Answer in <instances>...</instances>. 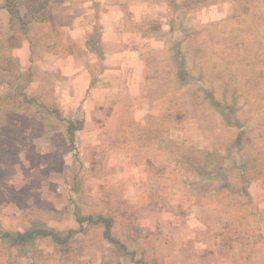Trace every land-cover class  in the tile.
I'll list each match as a JSON object with an SVG mask.
<instances>
[{
  "label": "rangeland",
  "instance_id": "obj_1",
  "mask_svg": "<svg viewBox=\"0 0 264 264\" xmlns=\"http://www.w3.org/2000/svg\"><path fill=\"white\" fill-rule=\"evenodd\" d=\"M82 2L93 25L118 9L104 51L57 40L28 64L18 24L0 27V227L15 216L63 241L0 249V264H61L70 246L90 260L81 220L101 216L119 244L90 264H264V0Z\"/></svg>",
  "mask_w": 264,
  "mask_h": 264
},
{
  "label": "crops",
  "instance_id": "obj_2",
  "mask_svg": "<svg viewBox=\"0 0 264 264\" xmlns=\"http://www.w3.org/2000/svg\"><path fill=\"white\" fill-rule=\"evenodd\" d=\"M7 1V0H6ZM4 4L3 0H0V27H5L6 25L12 26L13 24L16 25L18 30H20V33L23 36L22 42L18 45H12L10 49L12 50L13 56L22 62H25L28 64L30 62V59L34 58V55L37 53L41 55H50L52 53H55V49L57 46V40L64 41V45L66 44L68 48L74 47L73 52H79L85 53L87 51H90L91 48H93L94 37L98 39L96 41L97 46H101L104 51V45L106 44V38L109 35L108 31L115 30V23L117 22V28H120V24L122 23L120 17L118 16V9L116 7H107L110 9L109 11H106V18L107 22H103L101 16L105 13V10L101 9V14L98 16L97 23L91 24L89 19H87V13L88 8L90 9L89 12H93L92 8L93 5L86 7V5H83L82 0H79L75 3H70L68 0H44L46 4H43L41 7L38 8L40 5L37 3V0H24V10H20V13L16 10L15 6L13 5V10L16 12L15 17L11 15L10 8L7 6V2ZM89 1V0H87ZM44 3V2H43ZM4 4V5H3ZM44 5L46 7H44ZM44 7V8H43ZM79 9L80 12L76 13V9ZM41 10V13L45 14L39 16V11ZM103 10V11H102ZM22 16V17H21ZM104 19V18H103ZM101 23V24H100ZM144 25L146 27H144ZM150 23V18H146L145 22L139 27L141 29V32H144L145 29H148ZM99 30L101 33L99 35L97 31ZM118 34V32H117ZM13 35V34H12ZM11 35V36H12ZM94 35V36H93ZM96 35V36H95ZM144 35V34H143ZM148 37L150 34H146ZM117 39V37L115 36ZM9 39V38H7ZM111 39V38H110ZM116 40H114L115 42ZM56 44V46H55ZM65 45V49H66ZM78 48V49H77ZM134 49H128L129 52L133 51ZM58 51H61L58 49ZM26 53V54H25ZM25 55H28V57H25ZM79 56V55H78ZM98 59H102L103 56L100 57V55H97ZM105 57V54H104ZM24 58V59H21ZM11 61V59H9ZM107 61V59L105 58ZM119 60L117 58L114 60V63H116ZM86 61V58L84 59V63ZM112 61V60H111ZM48 63L42 62L41 65L38 64L36 61V67L38 70L41 71V73H37L36 69H32L30 75V86L27 89V91L32 95L33 97H39L43 93H47L48 91H44V88L40 85H38L37 81L40 79L42 80L46 75L42 70H47L45 67ZM81 64V62H80ZM34 65V64H33ZM108 63L106 64L107 68ZM34 67V66H33ZM106 71V69H105ZM105 75V73H102L100 76ZM7 79V78H6ZM5 79V80H6ZM20 80H24L22 76L19 78ZM17 78L15 77V83ZM13 81H10L9 83H12ZM44 79L42 80V82ZM2 82V81H1ZM41 83V82H40ZM35 84L34 86H32ZM28 86V85H27ZM7 87V86H4ZM3 86H0V89H5ZM18 87L20 85L18 84ZM14 89V88H13ZM19 90L22 91V87L19 88ZM36 98V99H37ZM38 98V99H39ZM2 104V102H0ZM72 136V135H70ZM82 223L88 222L90 223V228L85 230L86 235H84L79 239L77 245H82L83 242H86L89 246V249L92 251L93 255L91 256L90 260L93 261L97 257V260L100 258V253L102 255V252H105L103 254V257H107V253L109 251H106V248L108 245L113 246L119 244L118 240L115 238L114 235H112L113 230L111 229V224L109 223V220H107L104 217L98 218V220L92 219V217L84 218L81 220ZM107 221V222H106ZM1 227H0V249L1 251H5L8 249H16L17 251H21L26 248H30L34 242L42 243L44 242L47 245L52 246H58L59 244H63V241L58 238L56 232L48 229H24L22 228L23 220L17 218V217H2L1 218ZM31 225V221H30ZM80 229V228H74ZM80 231V230H78ZM94 240H91V235H95ZM68 245V244H66ZM41 248H34L30 251V253H36L41 254ZM69 253L67 256L62 257L64 263L61 264H90V260H86L87 258L84 257L85 249L79 248L77 246V249H72L70 246ZM72 252H81V256L77 258H73ZM52 255V254H51ZM45 258H50L52 256H49V254ZM54 261V260H53ZM106 263V261L104 262ZM103 263V264H104ZM30 264H35L33 260H30ZM242 264H252L249 260L244 259ZM258 264V263H257Z\"/></svg>",
  "mask_w": 264,
  "mask_h": 264
},
{
  "label": "trees",
  "instance_id": "obj_3",
  "mask_svg": "<svg viewBox=\"0 0 264 264\" xmlns=\"http://www.w3.org/2000/svg\"><path fill=\"white\" fill-rule=\"evenodd\" d=\"M8 1V7L10 8V13L12 15V17L16 15V10H13V4H12V0H7ZM77 124H79L78 122H71L68 128V134L69 135H75L76 131H79L82 129V124L80 126H77ZM107 222V221H106Z\"/></svg>",
  "mask_w": 264,
  "mask_h": 264
}]
</instances>
